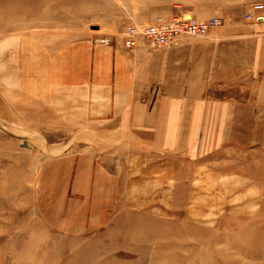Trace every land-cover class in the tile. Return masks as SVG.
<instances>
[{"label": "rangeland", "instance_id": "rangeland-1", "mask_svg": "<svg viewBox=\"0 0 264 264\" xmlns=\"http://www.w3.org/2000/svg\"><path fill=\"white\" fill-rule=\"evenodd\" d=\"M190 1L0 0V264H264V151L146 158L64 95Z\"/></svg>", "mask_w": 264, "mask_h": 264}, {"label": "crops", "instance_id": "crops-1", "mask_svg": "<svg viewBox=\"0 0 264 264\" xmlns=\"http://www.w3.org/2000/svg\"><path fill=\"white\" fill-rule=\"evenodd\" d=\"M257 2L264 0L181 2L175 5L179 13L158 17L189 13L201 21L218 17L221 25L205 38L183 37L160 50L143 39L127 49L123 34L122 48L95 51L93 84L77 93L67 76L64 95L71 97L74 90L86 99L91 94L95 104L87 111L94 116L86 123L96 138L110 139L112 147L121 142L146 158L223 149L261 153L264 22L244 17ZM103 106H108L104 115Z\"/></svg>", "mask_w": 264, "mask_h": 264}, {"label": "built area", "instance_id": "built-area-1", "mask_svg": "<svg viewBox=\"0 0 264 264\" xmlns=\"http://www.w3.org/2000/svg\"><path fill=\"white\" fill-rule=\"evenodd\" d=\"M246 20L264 22V3H253L244 14ZM222 21L218 17L201 21L195 17L173 16L169 19L158 17L150 24L130 23L124 31V46L132 49L137 40L143 39L156 50L175 45L183 37L205 38L209 31Z\"/></svg>", "mask_w": 264, "mask_h": 264}]
</instances>
